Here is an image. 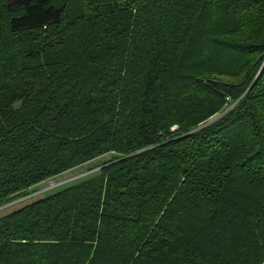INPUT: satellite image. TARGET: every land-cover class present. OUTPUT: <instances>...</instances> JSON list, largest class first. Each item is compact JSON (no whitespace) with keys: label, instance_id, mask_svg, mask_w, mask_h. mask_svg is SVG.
<instances>
[{"label":"trees","instance_id":"obj_1","mask_svg":"<svg viewBox=\"0 0 264 264\" xmlns=\"http://www.w3.org/2000/svg\"><path fill=\"white\" fill-rule=\"evenodd\" d=\"M96 159L0 264H262L264 0H0V203Z\"/></svg>","mask_w":264,"mask_h":264},{"label":"rangeland","instance_id":"obj_2","mask_svg":"<svg viewBox=\"0 0 264 264\" xmlns=\"http://www.w3.org/2000/svg\"><path fill=\"white\" fill-rule=\"evenodd\" d=\"M101 158H102V160H105L108 158V155H105ZM97 163H99V162L96 159L95 161H92L90 163H87V164L79 167L78 168L79 171H77L75 173V174H78L77 175L78 177L74 173L73 174L71 173L72 175L71 174H69V175L65 174L64 178H62V176H56V177H54V179L53 178L49 179L44 183L43 186H41L42 187L41 189H39V190L34 189L36 187H34L33 189L31 188V189H29L27 194H23L22 196H19V197H16L15 199H13V200H17L16 202H13L11 204L14 207H9L11 205H8V206H5L6 209L3 208L2 210H4V212L8 213L12 209H15L19 206L26 204V203H29V202H31V201H33V200H35L41 196H45L51 192L57 191L58 189L64 187L65 185H70L74 182H77L78 180L82 179L83 177L89 176L91 173H93L99 167V165H97ZM95 165H97V166H95ZM70 175L72 176V178H67V176H70ZM75 176L77 178H75ZM61 181H66V182L63 184H60L59 182H61ZM52 184H54V185L57 184V185L54 186ZM52 186H54V187H52ZM29 194H31V196L27 197V195H29ZM4 204H6V202L0 203V207H2ZM0 214H1V212H0Z\"/></svg>","mask_w":264,"mask_h":264},{"label":"crops","instance_id":"obj_3","mask_svg":"<svg viewBox=\"0 0 264 264\" xmlns=\"http://www.w3.org/2000/svg\"><path fill=\"white\" fill-rule=\"evenodd\" d=\"M84 165H85V164H84ZM81 166H83V165H80V166H77V167H75V168H73V169H70V170H68L67 172H64V173H62V174H60V175H58V176H62V178H64V177H65V174H67V175H69V174H71V173H72V174H73V173L75 174L77 171H79L78 168L81 167ZM72 174H71V175H72ZM71 175H70V176H67V178H72ZM75 175L77 176L78 174H75ZM73 176H74V175H73ZM76 176H75V178L78 177V176H77V177H76ZM79 177H80V176H79ZM53 179H54V178H53ZM44 183H45V181L42 182V183H40V184H38V185H36V186H34V187H36V188H34V187H33V188L39 190V189L42 188L41 186H43ZM33 188H32V189H33ZM30 189H31V188H30ZM28 191H29V190H28ZM12 202H16V200H12V201L8 202L7 204H4L3 206H5V205H7V206H8V205H11ZM3 206H2V207H3ZM9 207H14V206L11 205V206H9ZM3 208H5V207H3ZM3 208H2V209H3ZM7 208H8V207H7ZM2 209L0 210V212H1L0 215H3V214L6 213V212H4V210H2ZM5 209H6V208H5ZM12 210H13V209H12ZM262 264H264V262H263Z\"/></svg>","mask_w":264,"mask_h":264},{"label":"built area","instance_id":"obj_4","mask_svg":"<svg viewBox=\"0 0 264 264\" xmlns=\"http://www.w3.org/2000/svg\"><path fill=\"white\" fill-rule=\"evenodd\" d=\"M66 181H61V182H59L60 184H63V183H65ZM52 185H54V184H52ZM57 185V184H56ZM56 185H54V186H56ZM54 186H52V187H54ZM38 190V189H37ZM29 196H31V194H29V195H27V197H29ZM17 201V200H16ZM8 202H6V204H7ZM13 203V202H12ZM5 206H7V205H5ZM5 206H3V207H5ZM3 207H0V210L3 208Z\"/></svg>","mask_w":264,"mask_h":264}]
</instances>
